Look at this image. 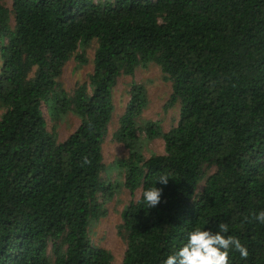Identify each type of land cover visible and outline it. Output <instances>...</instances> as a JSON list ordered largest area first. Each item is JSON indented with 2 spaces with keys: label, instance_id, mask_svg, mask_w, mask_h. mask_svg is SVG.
I'll list each match as a JSON object with an SVG mask.
<instances>
[{
  "label": "trees",
  "instance_id": "obj_1",
  "mask_svg": "<svg viewBox=\"0 0 264 264\" xmlns=\"http://www.w3.org/2000/svg\"><path fill=\"white\" fill-rule=\"evenodd\" d=\"M12 12L11 27L0 2V264H50V242L53 264H112L87 230L112 192L101 178L112 88L150 62L171 81L179 116L166 132L144 125L164 152L143 157L134 146L145 93L131 85L114 132L130 151L116 163L140 193L121 213L120 264H162L192 227L220 222L248 251H230L229 264H264V225L254 219L264 211V0H12ZM92 40L89 90L82 83L68 96L62 66ZM49 100L80 119L61 142L41 110ZM206 166L215 170L196 194ZM161 173L172 176L166 185L155 181ZM153 184L161 201L147 208L138 201Z\"/></svg>",
  "mask_w": 264,
  "mask_h": 264
},
{
  "label": "rangeland",
  "instance_id": "obj_2",
  "mask_svg": "<svg viewBox=\"0 0 264 264\" xmlns=\"http://www.w3.org/2000/svg\"><path fill=\"white\" fill-rule=\"evenodd\" d=\"M0 2L8 9L9 22L12 27V0H0ZM6 40V38H2L0 45L4 44ZM96 45L94 40L79 45L77 51L64 62L58 82L68 96L72 95L77 85L86 83V86H88ZM134 84L141 85L145 93V105L136 117L138 139L134 146L143 157L164 152V141L161 135L147 137L143 130L144 125L147 122H154L160 126L162 132H166L176 125L179 116V102L173 101L171 98V81L155 63L138 65L131 74L121 73L117 77L112 88L113 114L102 145L104 168L101 171V178L110 183L112 192L108 199H98L102 214L98 218L92 219L87 229L91 245L106 249L111 254L112 264H120L126 248L121 213L128 203L135 200L140 193L139 188L131 193L124 185L123 170L118 167L116 162L126 158L130 148L114 137L119 118L123 114L129 99V89ZM41 110L46 121L47 130L55 142L63 141L80 122L79 117L72 110H55L50 100L42 102ZM3 111L4 108L0 106V117ZM214 170V166H206L203 169L202 178L196 187V194L201 191L206 177ZM57 245H59V242ZM55 249L56 243L50 242L47 248V257L50 264L54 262Z\"/></svg>",
  "mask_w": 264,
  "mask_h": 264
},
{
  "label": "clouds",
  "instance_id": "obj_3",
  "mask_svg": "<svg viewBox=\"0 0 264 264\" xmlns=\"http://www.w3.org/2000/svg\"><path fill=\"white\" fill-rule=\"evenodd\" d=\"M87 163V158H84ZM170 174L161 173L155 179L161 185L168 183ZM163 189L161 187L149 186L140 194L138 202L147 208L155 207L161 201ZM258 224L264 225V211L254 215ZM227 223L220 222L216 229L194 226L189 230L181 245L171 250L163 259L162 264H229V252L236 251L241 258H247V248L240 240L229 235Z\"/></svg>",
  "mask_w": 264,
  "mask_h": 264
}]
</instances>
